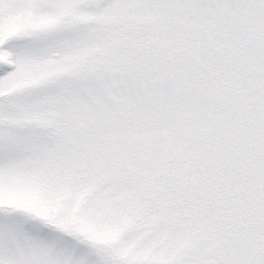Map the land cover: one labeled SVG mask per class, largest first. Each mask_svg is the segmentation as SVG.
Wrapping results in <instances>:
<instances>
[{
  "label": "snow or ice",
  "instance_id": "snow-or-ice-1",
  "mask_svg": "<svg viewBox=\"0 0 264 264\" xmlns=\"http://www.w3.org/2000/svg\"><path fill=\"white\" fill-rule=\"evenodd\" d=\"M0 264H264V0H0Z\"/></svg>",
  "mask_w": 264,
  "mask_h": 264
}]
</instances>
